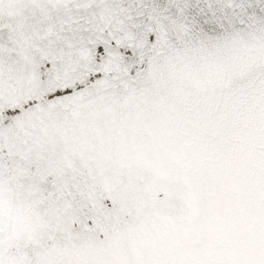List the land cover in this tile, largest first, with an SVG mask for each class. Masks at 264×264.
<instances>
[{
  "label": "snow or ice",
  "instance_id": "snow-or-ice-1",
  "mask_svg": "<svg viewBox=\"0 0 264 264\" xmlns=\"http://www.w3.org/2000/svg\"><path fill=\"white\" fill-rule=\"evenodd\" d=\"M0 264H264V0H0Z\"/></svg>",
  "mask_w": 264,
  "mask_h": 264
}]
</instances>
